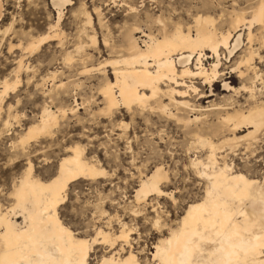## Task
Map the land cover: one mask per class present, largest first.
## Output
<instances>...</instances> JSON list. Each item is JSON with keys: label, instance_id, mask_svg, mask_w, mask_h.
<instances>
[{"label": "rangeland", "instance_id": "obj_1", "mask_svg": "<svg viewBox=\"0 0 264 264\" xmlns=\"http://www.w3.org/2000/svg\"><path fill=\"white\" fill-rule=\"evenodd\" d=\"M247 1L70 0L62 8L58 22V11L52 0H1L3 16L0 30L8 29V32L0 34V81L18 75L20 82L17 89L8 93L0 109V207L10 209L14 205L11 193L29 163L34 167L36 178L42 182L50 181L57 175L61 160L69 154L67 148L80 144L85 149L83 155L86 160L97 164L96 167L104 170L105 175L94 180L80 179L68 185L67 198L58 209L61 221L89 240L97 229L118 233L121 223L128 224L133 229L131 250L141 262L151 264V254L155 252L153 247L161 237L155 231L154 220L159 217L163 224L175 223L185 214L189 204L205 196L207 182L192 166V161L200 159L208 163L210 153L198 138H211L217 142L222 137H231L227 130L221 129V132L217 129L218 108L228 107L229 112L234 109L247 111L256 101L264 102V50L260 51L262 61L256 59L255 64L258 72L263 74L262 80L255 84L256 101L246 91L235 94L223 87L225 82L237 89L244 84L253 86L252 72L243 80L234 70L246 48L245 37L243 50L232 58H221V75L211 88L200 79L191 80L200 90V96L206 98L199 99L200 96L193 92L187 98L176 97L177 101L186 100L195 106V110L190 112L174 105L169 106L166 112L161 111L158 108L160 100L164 104L170 103L167 97L162 96L149 100L150 103L141 108L118 106L109 113L101 112L105 103L100 89L107 79L115 82L113 66L108 61H120L128 56L126 37L135 29L140 32H135L134 37L142 49L146 48L144 43L148 40L144 35L160 38L162 29L170 32L175 26L187 31L194 26L197 15H212L215 19L222 17L220 21L217 19L216 27L225 32L229 29L227 20L233 3L244 8ZM84 11L91 15L93 24L85 25ZM159 19L162 23L158 22ZM56 25L60 37L44 41L37 50L26 48L31 39L51 33V28ZM192 31L195 35L194 29ZM206 54L210 58L211 54ZM20 59L22 69L17 74ZM204 64L210 68L213 60H206ZM119 66L124 67L122 64ZM54 72L57 75L52 78ZM164 86L161 84V88ZM228 103L232 106H225ZM9 107L10 122L4 125ZM45 107L55 112L65 111L64 116L58 113V125L51 137L38 136V139L29 141L23 152H14L12 143L31 124L40 120ZM196 117L202 120L187 123V118L192 120ZM246 133L248 131L243 129L237 135ZM216 156L219 163L223 165L226 162L233 172L258 181L264 177V142L252 150H247L245 144L240 143L234 150L224 148ZM160 166L169 178L162 184V189L173 194L175 200L171 196H152L147 204L138 205L135 192L141 180ZM134 211L138 213L134 214ZM110 252L108 245H95L88 264H98Z\"/></svg>", "mask_w": 264, "mask_h": 264}, {"label": "bare ground", "instance_id": "obj_2", "mask_svg": "<svg viewBox=\"0 0 264 264\" xmlns=\"http://www.w3.org/2000/svg\"><path fill=\"white\" fill-rule=\"evenodd\" d=\"M67 3L70 0H52V5L58 11V22L61 20L62 8ZM232 9L227 20L229 29L225 32L216 27L218 18L212 15H197L194 26L187 31L181 26H175L170 32L162 29L160 38L151 34L144 35L148 38L144 43L145 49L138 45L134 37L135 32L140 33L138 29L130 32L126 37L128 56L120 61H108L113 66L115 82L107 79L100 89L105 103L101 112L109 113L118 106L131 109L135 105L141 108L149 104V100H156L160 96L170 100L169 104H164L163 100L158 103V108L163 112L172 105L188 109L189 112L194 111L195 106L189 101H177L176 97L187 98L191 92L200 96V90L191 81L194 79H200L211 88L212 83L221 75V58H232L243 50L245 37L246 48L234 70L238 71L243 80L252 72L253 78L250 81L253 86L244 84L237 89L225 82L223 87L225 91L235 94L246 91L256 101L255 84L263 77L255 64L256 59H263L260 51L264 50V0H248L244 8L234 2ZM83 14L85 25H90L93 22L91 15L87 11ZM2 16L0 0V21ZM158 22L162 23L160 19ZM57 25L51 28V33L31 39L26 48L37 50L44 41L60 37L56 31ZM193 29L195 35L192 34ZM6 32L8 29L0 30V34ZM91 39L93 42L96 40ZM206 52L211 54L210 58ZM209 59L213 60V64L207 68L204 62ZM17 63L18 74L22 69L21 59ZM121 64L123 68L119 66ZM54 73L51 74L52 78L57 75V72ZM18 78L15 75L12 79L0 81V109L8 93L13 92L20 82ZM161 84L165 85L164 89ZM202 98L206 97L200 96L199 99ZM225 106L232 105L228 103ZM227 108H218L217 129L227 130L231 137H222L218 143L211 138L199 137L202 147L209 149L208 163L200 159L192 161V166L207 182L205 196L189 204L185 214L175 223L163 224L159 217L154 220L155 231L161 235L153 247L155 252L151 254L154 264H264V177L258 181L243 173L233 172L226 162L223 165L219 163L216 156L222 149L234 150L240 143H244L247 150H252L264 142V102L256 101L247 111L234 109L229 112ZM10 111L9 107L4 125L10 122ZM58 113L65 115L64 110L55 112L45 107L40 120L31 124L12 143L14 152H23L32 139L42 135L51 137L50 134L58 125ZM201 120L198 117L192 120L187 118V123ZM243 129L248 133L238 136L237 133ZM213 133L216 134V130ZM79 145L67 148L69 154L61 160L57 175L50 181L42 182L36 178L32 163L28 164V169L11 193L15 199L14 205L10 209L0 207V264H88L97 244L108 245L111 251L98 264H144L131 250L134 239L130 236L133 235V229L128 224L121 223L118 233L97 229L95 236L89 240L79 236L61 221L58 209L67 198L68 185L80 179L94 180L105 175L104 170L96 167L97 164L86 160L83 153L85 149ZM167 175L160 166L145 176L135 192L137 204H147L152 196H171L175 200L173 194L165 193L162 189V184L169 179ZM111 221H108V227Z\"/></svg>", "mask_w": 264, "mask_h": 264}]
</instances>
